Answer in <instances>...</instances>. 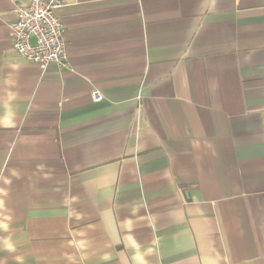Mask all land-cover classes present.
Wrapping results in <instances>:
<instances>
[{
	"label": "crops",
	"instance_id": "crops-1",
	"mask_svg": "<svg viewBox=\"0 0 264 264\" xmlns=\"http://www.w3.org/2000/svg\"><path fill=\"white\" fill-rule=\"evenodd\" d=\"M29 2L0 0V264H264V0H61L45 69Z\"/></svg>",
	"mask_w": 264,
	"mask_h": 264
},
{
	"label": "built area",
	"instance_id": "built-area-1",
	"mask_svg": "<svg viewBox=\"0 0 264 264\" xmlns=\"http://www.w3.org/2000/svg\"><path fill=\"white\" fill-rule=\"evenodd\" d=\"M61 6V0H30L27 5L15 9L13 47L27 61L44 69L52 63L60 66L66 63L64 25L58 13ZM32 37H35L34 44ZM91 97L94 101L104 98L99 90H93Z\"/></svg>",
	"mask_w": 264,
	"mask_h": 264
}]
</instances>
